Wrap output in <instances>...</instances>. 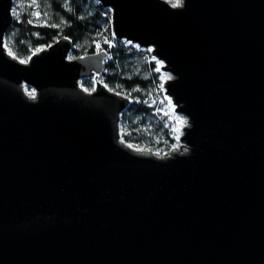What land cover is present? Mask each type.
Instances as JSON below:
<instances>
[{
	"label": "water",
	"instance_id": "1",
	"mask_svg": "<svg viewBox=\"0 0 264 264\" xmlns=\"http://www.w3.org/2000/svg\"><path fill=\"white\" fill-rule=\"evenodd\" d=\"M0 0V264H264V0H94L149 50L187 123L163 157L120 139L105 52L21 63ZM93 80L90 93L80 81ZM29 86L36 94L23 91Z\"/></svg>",
	"mask_w": 264,
	"mask_h": 264
},
{
	"label": "trees",
	"instance_id": "2",
	"mask_svg": "<svg viewBox=\"0 0 264 264\" xmlns=\"http://www.w3.org/2000/svg\"><path fill=\"white\" fill-rule=\"evenodd\" d=\"M12 11L13 21L4 36L12 56L27 61L63 37L72 42L73 59L104 51L99 80L131 100L119 120L122 142L160 153L172 149L176 120L161 109L167 100L161 89L160 66L149 51L113 36L109 9L94 0H22ZM80 84L90 92L94 86L91 79Z\"/></svg>",
	"mask_w": 264,
	"mask_h": 264
},
{
	"label": "rangeland",
	"instance_id": "3",
	"mask_svg": "<svg viewBox=\"0 0 264 264\" xmlns=\"http://www.w3.org/2000/svg\"><path fill=\"white\" fill-rule=\"evenodd\" d=\"M166 1L168 4H170L172 7H173V4H177L178 6H175V7H179L182 5L183 1L184 0H164ZM21 3H22V0H17L16 2L13 3V8L15 9H18L20 6H21ZM13 10V9H12ZM13 13V11H12ZM6 48V47H5ZM6 51H7V48H6ZM149 51V50H147ZM9 52V51H7ZM150 52V51H149ZM10 54V53H9ZM11 55V54H10ZM69 59H73L71 58V56H69ZM18 60V59H17ZM21 62V61H20ZM28 61H24L23 63H26ZM159 65V63H158ZM158 71L160 72V70L158 69ZM161 73V72H160ZM161 77H162V83L166 81V79H168L169 77L163 73H161ZM161 83V85H162ZM81 86V84H80ZM81 88L86 91L87 93H90V91H87L84 87L81 86ZM162 91H163V88L161 87ZM23 91L25 94H27L30 98H34L35 97V93H34V90L29 87V86H23ZM30 93H34V95H30ZM167 100V103L166 105H164L161 109L163 111L164 114H170L172 119H175L176 120V126L174 128L175 130V133H176V144L172 147L174 149H179L180 147H182L181 143L178 141V138H179V135L181 133V128L187 123L186 119L180 115H176L174 114L173 110L171 109V105L169 103V100L167 98H165ZM120 133V132H119ZM121 134V133H120ZM138 150H142V151H150L151 153L155 154L156 156H160V157H163L165 154H168V152H165V153H160V152H157L151 148H137Z\"/></svg>",
	"mask_w": 264,
	"mask_h": 264
},
{
	"label": "bare ground",
	"instance_id": "4",
	"mask_svg": "<svg viewBox=\"0 0 264 264\" xmlns=\"http://www.w3.org/2000/svg\"><path fill=\"white\" fill-rule=\"evenodd\" d=\"M165 74H166V73H165ZM165 74H164V75H165ZM166 75H167V74H166ZM169 103H170V99H169ZM170 105H171V109L174 111L172 103H170ZM175 150L180 151V150H184V148L180 147L179 149H175Z\"/></svg>",
	"mask_w": 264,
	"mask_h": 264
},
{
	"label": "snow or ice",
	"instance_id": "5",
	"mask_svg": "<svg viewBox=\"0 0 264 264\" xmlns=\"http://www.w3.org/2000/svg\"><path fill=\"white\" fill-rule=\"evenodd\" d=\"M173 6H178L177 4H173ZM24 61H21V63H23ZM30 95H34V93H30Z\"/></svg>",
	"mask_w": 264,
	"mask_h": 264
}]
</instances>
